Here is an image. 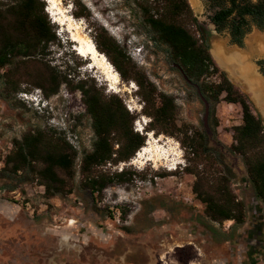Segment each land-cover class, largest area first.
I'll return each instance as SVG.
<instances>
[{
	"label": "rangeland",
	"instance_id": "rangeland-1",
	"mask_svg": "<svg viewBox=\"0 0 264 264\" xmlns=\"http://www.w3.org/2000/svg\"><path fill=\"white\" fill-rule=\"evenodd\" d=\"M17 1L0 0V9ZM40 1L46 4L45 12L56 28L59 41L50 46L45 56L16 58L12 66L0 70V190L21 191L35 208L33 219L23 215L17 220L28 234L18 239L0 237V264H12V259L24 257L31 260L29 264H196L198 260L201 264H212L213 255L208 254L204 260L205 256L202 258L198 253H210L218 247L224 249L220 254L226 253L230 243L240 238L238 231L247 222L256 199L260 201L248 182L242 158L230 152L234 128L242 124L241 106L224 102V95L219 102L202 100L199 89L187 82L173 65L167 48L149 41L150 33L136 0H55V11L50 0ZM188 2L194 17L207 27L208 45L217 64L248 95L264 122V75L257 66V61L264 58V31L253 28L243 48L232 45L228 33L214 32L206 2ZM77 4L89 11L87 18L74 16ZM63 19L67 20L66 26L61 24ZM70 21L75 31L93 42L98 33L105 31L126 50L159 92L175 99L174 136L146 132L150 118L142 113L144 103L137 95L136 83L127 84L119 75V82L115 84L113 73L109 75L106 69L94 67L89 58L80 56L68 26ZM183 21L195 31L191 18ZM215 55L223 58L222 64ZM41 63L57 67L67 77L54 96L48 97L20 73L22 66L36 67ZM8 69L13 82H19L21 88L13 95L4 91V75ZM83 81L95 83L104 97L117 95L127 110L137 115L134 132L147 135L145 145L155 149L149 156L151 161L137 158L141 148L127 163L109 162L97 168L95 173L112 174L122 169L135 173L131 182L111 184L100 195L92 194L83 186V157L93 151L96 140L83 93L71 88ZM216 81H219L217 76L204 80L205 83ZM36 88L52 101V107L57 105L54 113H41L22 100V93H33ZM61 125H66L71 134L62 130ZM37 130L56 133L76 154L71 190L65 195L47 197L45 187L41 188L30 173L2 177L5 158L13 150L14 142ZM198 130L206 134L210 143L207 158L186 150L185 145ZM113 143L118 150L119 140ZM197 172L204 173L210 183L219 176L229 179L237 202H243L246 207L242 224L233 220L214 222L207 217L205 204L193 190ZM210 183L203 182L205 190L210 188ZM7 193L1 196L13 197ZM70 220L76 221L75 228L67 227ZM0 225L8 226L1 218Z\"/></svg>",
	"mask_w": 264,
	"mask_h": 264
},
{
	"label": "trees",
	"instance_id": "trees-1",
	"mask_svg": "<svg viewBox=\"0 0 264 264\" xmlns=\"http://www.w3.org/2000/svg\"><path fill=\"white\" fill-rule=\"evenodd\" d=\"M142 13L144 24L148 27L149 41L167 48L170 59L183 77L199 89V95L206 102L223 101L240 105L242 124L234 128V143L230 152L242 158L248 175V182L257 198L264 204V122L255 109L248 95L241 91L228 74L221 70L211 54L202 27L188 0H136ZM220 8L212 17L219 31L229 28L231 42L244 46L246 35L257 28L264 30V0H215ZM228 2L230 5H228ZM46 4L40 0H19L15 4L0 9V70L12 66L16 58L47 55L50 46L59 41L54 24L45 12ZM74 13L76 18H87L89 11L81 5ZM191 18L195 31L184 24V18ZM98 50L107 56L109 62L127 84L134 81L138 86L137 95L144 103L143 115L150 118L146 126L147 133L174 136L177 104L175 99L159 92L156 85L140 71L126 50L105 31L94 39ZM264 72V59L257 62ZM20 73L36 87L41 88L49 97L58 94L60 87L67 82L57 67L48 63L41 66H22ZM219 81L205 83L207 78L215 77ZM4 91L10 95L21 88L10 69L4 75ZM203 81V82H202ZM74 90H81L86 112L92 118L96 140L93 151L83 157V186L92 194L100 195L111 184L128 183L135 173L122 169L112 174L95 173V170L109 162L127 163L144 148L147 135L134 132L133 124L137 115L130 113L117 95L104 97L96 88L83 81L71 85ZM119 140L121 146L114 149L113 141ZM189 154L210 156V143L205 133L199 130L185 145ZM210 150V151H209ZM75 152L72 147L56 133L37 130L28 133L21 140L14 142V148L5 158L2 169L3 178L14 174L30 173L45 187L47 197L65 195L71 189L74 178ZM224 163V162H223ZM40 165L37 167L36 165ZM225 164V163H224ZM192 173V172H191ZM194 192L205 204V214L214 222L234 220L242 224L246 212L243 202L238 201L230 188L227 177L219 176L212 183L201 172L195 173ZM210 183L205 190L203 182Z\"/></svg>",
	"mask_w": 264,
	"mask_h": 264
},
{
	"label": "flooded vegetation",
	"instance_id": "flooded-vegetation-1",
	"mask_svg": "<svg viewBox=\"0 0 264 264\" xmlns=\"http://www.w3.org/2000/svg\"><path fill=\"white\" fill-rule=\"evenodd\" d=\"M203 1L206 2L207 8L211 12V14H208V19L210 21V24L213 26L214 32L217 35L223 34V33H228V35L230 37V42H231V31H230V29L226 28L222 31H219L217 26L212 21V17L220 9L217 6V3L215 2V0H203ZM228 5H230L229 2H228ZM197 21H198V19H197ZM198 23L202 27L203 33L206 37V42L208 44L209 33L207 32V27H205V25H203L199 21H198ZM260 31H264V30H260ZM231 44H232V42H231ZM232 45H235V44H232ZM244 45H245V40H244ZM25 58H29V57H24V59ZM262 59H264V58H262ZM257 66L259 67L258 64H257ZM259 71L261 74L264 75V72H262L260 70V67H259ZM259 104H260V102H259ZM2 194L5 195L6 192L0 190V218L4 222H6L8 224V226L4 228L2 225H0V237L5 238V237L10 236V238L16 239L15 235L10 234L9 236H5V235L2 236L1 232L8 230L10 227H12L14 225L15 226L19 225L17 223V220L20 219L21 216L24 215V216H28L30 219H33L34 215H30L29 212L25 208L19 207L17 205L16 201L13 200V197L3 198L1 196ZM234 223H236V222L234 221ZM75 224H76V221H74V223H72V224H69V221H68L67 227L68 228H70V227L75 228L74 227ZM238 236L240 238L231 242L230 246H228L226 248L227 254L226 253L220 254L223 252L224 249H220L218 247L217 249L212 250L210 253H205V254L198 253V256L202 257L204 255L205 256L204 260H205L208 258V256H210L208 254L213 255L214 258L211 261L212 264H264V204L262 202H260L256 199V203L254 204V209H253L252 213L250 212V216H249L247 222L244 223V225L239 229ZM17 239H18V237H17ZM241 239H242V241H241ZM200 250H202V249H200ZM12 261H13V259H12ZM161 261L163 262V258H161ZM201 263H202V261L198 260V263H196V264H201ZM12 264H15L14 261ZM165 264H167V263L165 262Z\"/></svg>",
	"mask_w": 264,
	"mask_h": 264
},
{
	"label": "bare ground",
	"instance_id": "bare-ground-1",
	"mask_svg": "<svg viewBox=\"0 0 264 264\" xmlns=\"http://www.w3.org/2000/svg\"><path fill=\"white\" fill-rule=\"evenodd\" d=\"M55 0H50V3L52 4V10L55 11V5L56 3L54 2ZM55 16H57V14H55ZM65 21H67L66 19H63L61 24L66 26ZM69 29L72 30V40L74 42H76V50L78 51V54L84 58H89L90 59V64L92 66H96L99 65L100 67L104 68L107 70L108 74L110 75L111 73H113L114 75V80H115V84L119 82V74L116 72V70L114 69V67L110 64L109 60L107 59V57L105 55H103L98 48L96 47L95 43L88 39L87 37L83 36L80 31H75L74 28V24L70 21L69 23ZM79 30V28H77ZM218 62L220 64H222V60L223 58L220 55H215ZM112 71V72H111ZM251 74V73H250ZM250 74H248V76H250ZM253 74V73H252ZM251 74V75H252ZM245 78V77H244ZM256 89L258 90L257 92H259V89L256 87ZM256 93V92H255ZM258 93H256L257 95ZM260 97V96H259ZM261 98V97H260ZM262 100V98H261ZM155 151V149L149 147L148 145H146L141 151L140 153L137 155V158L139 160H145L146 158L148 159V161L153 160L151 157H149L153 152ZM152 156V155H151Z\"/></svg>",
	"mask_w": 264,
	"mask_h": 264
},
{
	"label": "built area",
	"instance_id": "built-area-1",
	"mask_svg": "<svg viewBox=\"0 0 264 264\" xmlns=\"http://www.w3.org/2000/svg\"><path fill=\"white\" fill-rule=\"evenodd\" d=\"M34 92H35L34 94L28 93V92L22 93L21 94L22 100L25 101L31 108H34L35 110H37L41 113H45V111L50 113V110H45V102L50 103L52 101L50 99H46L43 96V93L40 89H35ZM61 129L66 131L68 134H71V131L69 130V128L66 125H61ZM75 148H77V147H75ZM41 188H44V186H41ZM4 192L7 193L6 190H4ZM7 194L13 196V200L16 201V203L19 207L25 208L29 212L30 215H34L35 208L32 206V204L29 200L28 201L26 200L27 197L25 195H23V193L21 191L15 190V191H11ZM30 196L31 195L28 194V199L30 198ZM72 222H74V220H70L69 224H72Z\"/></svg>",
	"mask_w": 264,
	"mask_h": 264
},
{
	"label": "crops",
	"instance_id": "crops-1",
	"mask_svg": "<svg viewBox=\"0 0 264 264\" xmlns=\"http://www.w3.org/2000/svg\"><path fill=\"white\" fill-rule=\"evenodd\" d=\"M1 234H2V236H4V235L9 236L10 234H12V235H15L16 237H19L21 234H28V233L21 226H19V225L15 226L14 225V226L10 227L8 230L2 231ZM16 243L22 245L20 242H16ZM13 261L15 264H22V262L29 264V262H31L30 259L27 260V257L15 258V259H13Z\"/></svg>",
	"mask_w": 264,
	"mask_h": 264
},
{
	"label": "clouds",
	"instance_id": "clouds-1",
	"mask_svg": "<svg viewBox=\"0 0 264 264\" xmlns=\"http://www.w3.org/2000/svg\"><path fill=\"white\" fill-rule=\"evenodd\" d=\"M36 89H38V88H36ZM35 92H33V94H34ZM42 101V100H41ZM56 104L54 105V107H52V102H50V103H46L45 102V110H50L51 112H53L54 113V111H55V108H56Z\"/></svg>",
	"mask_w": 264,
	"mask_h": 264
}]
</instances>
